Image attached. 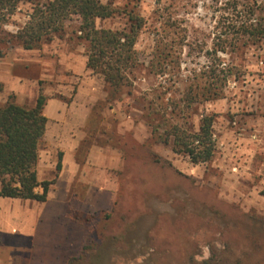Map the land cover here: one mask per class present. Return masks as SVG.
Returning <instances> with one entry per match:
<instances>
[{
    "label": "rangeland",
    "instance_id": "1",
    "mask_svg": "<svg viewBox=\"0 0 264 264\" xmlns=\"http://www.w3.org/2000/svg\"><path fill=\"white\" fill-rule=\"evenodd\" d=\"M101 1L119 11L98 21L101 28L128 29L131 13L146 20L135 47L138 66L118 95L87 68L88 44L79 39L76 19L30 51L9 48L2 39L26 25L34 3L21 4L0 31V53H5L0 56V104L10 96L17 102L16 81H21L27 105L32 94L42 92L46 106L68 107L63 129L52 115L54 105L51 114L44 110L49 123L42 154L58 155L63 142L78 139L86 158L96 150L115 154L108 177L93 179L106 188L103 194L69 195L61 219L65 252L60 264L84 252H91L92 264H189L192 257L203 261L213 252L229 264L249 251L243 239L234 237L238 227L264 239L258 222L264 218V43L219 50L227 38L224 26L240 20L241 5L248 2ZM164 20L174 26L161 28ZM219 68L232 73L223 98L196 103L185 116L184 95ZM204 114L214 116L216 152L210 163L194 164L173 151L172 141L163 140L172 124L187 122L197 129Z\"/></svg>",
    "mask_w": 264,
    "mask_h": 264
},
{
    "label": "trees",
    "instance_id": "2",
    "mask_svg": "<svg viewBox=\"0 0 264 264\" xmlns=\"http://www.w3.org/2000/svg\"><path fill=\"white\" fill-rule=\"evenodd\" d=\"M160 3V0H156ZM241 5L240 20L224 26L227 38L221 42L222 52L229 53L242 46L264 43V0L260 5ZM34 3L29 20L16 34L5 33L3 42L9 46L22 47L30 51L40 49L45 39L65 30L66 23L75 19L79 22V39L88 44L87 68L93 74L101 75L112 95H118L128 84L129 74L138 66L135 47L146 27V20L139 14H128V29L114 31L101 28L98 21L111 19L119 12L101 0H0V31L23 3ZM238 8V5L234 6ZM174 26L164 20L161 28ZM3 32V31H2ZM163 40L157 41V45ZM230 50V51H229ZM163 51L158 55V67H163L166 57ZM5 53H0L4 56ZM164 56V57H163ZM219 66L223 61L218 60ZM227 71V72H226ZM232 75L230 69L212 71L204 84L197 81L184 95L183 113L188 114L196 103L223 98L226 84ZM48 98L42 93L33 107L18 104L10 96L0 104V196L7 199L30 200L40 203L47 201L49 190L56 183L62 169V154L59 156L55 177L40 181L38 178L39 151L44 144L49 119L44 110ZM172 141L173 151L187 156L194 164L210 163L216 152L214 138V116L203 115L197 129L184 124H172L163 142ZM243 220V219H242ZM241 220V221H242ZM246 221V220H245ZM264 230V218L258 219ZM234 237L241 238L242 244L249 245V251H241L242 257L230 259L229 264H264V239L238 227ZM241 236V237H240ZM237 242V241H236ZM239 242V241H238ZM237 242V243H238ZM241 244V242H240ZM88 248V247H87ZM232 249L231 243L227 244ZM87 250V249H86ZM88 251V250H87ZM91 252H84L67 264H92ZM218 253L203 261L194 257L189 264H224ZM226 264V263H225Z\"/></svg>",
    "mask_w": 264,
    "mask_h": 264
},
{
    "label": "crops",
    "instance_id": "3",
    "mask_svg": "<svg viewBox=\"0 0 264 264\" xmlns=\"http://www.w3.org/2000/svg\"><path fill=\"white\" fill-rule=\"evenodd\" d=\"M2 78L6 79V74ZM21 87V81H16L17 103L33 107L37 95L32 94V102L27 105ZM52 106L54 111L51 110ZM67 110L65 105L56 106L49 102L45 113L48 115V111L50 114L52 111L59 129H63L67 122ZM74 110H78L77 113L86 112L77 107ZM46 138L39 151V180H51L55 177L60 154L62 169L44 203L0 196V264H60L61 255L65 252L60 241V228L63 225L61 219H65L67 214L69 195L103 194L106 189L93 184V179L108 177L107 171L110 167L113 168L112 158L115 154L96 150L86 158L79 139L63 142L60 145L62 152L58 155L48 150L42 154V149L47 146ZM82 204H86V200Z\"/></svg>",
    "mask_w": 264,
    "mask_h": 264
}]
</instances>
